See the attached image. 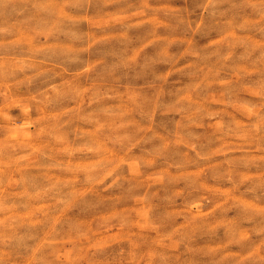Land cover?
I'll list each match as a JSON object with an SVG mask.
<instances>
[{"label":"clouds","instance_id":"clouds-1","mask_svg":"<svg viewBox=\"0 0 264 264\" xmlns=\"http://www.w3.org/2000/svg\"><path fill=\"white\" fill-rule=\"evenodd\" d=\"M0 264H264V0H0Z\"/></svg>","mask_w":264,"mask_h":264}]
</instances>
